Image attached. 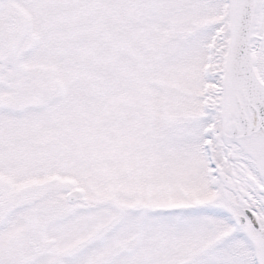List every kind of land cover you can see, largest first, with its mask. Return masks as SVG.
Masks as SVG:
<instances>
[{"label":"snow or ice","instance_id":"snow-or-ice-1","mask_svg":"<svg viewBox=\"0 0 264 264\" xmlns=\"http://www.w3.org/2000/svg\"><path fill=\"white\" fill-rule=\"evenodd\" d=\"M0 264H264V0H0Z\"/></svg>","mask_w":264,"mask_h":264}]
</instances>
